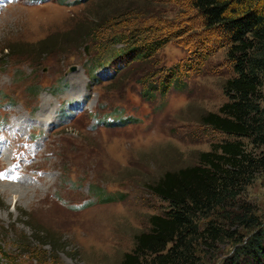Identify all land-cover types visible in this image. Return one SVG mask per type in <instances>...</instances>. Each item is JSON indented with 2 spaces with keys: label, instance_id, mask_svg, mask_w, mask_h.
Masks as SVG:
<instances>
[{
  "label": "rangeland",
  "instance_id": "rangeland-1",
  "mask_svg": "<svg viewBox=\"0 0 264 264\" xmlns=\"http://www.w3.org/2000/svg\"><path fill=\"white\" fill-rule=\"evenodd\" d=\"M228 46L190 0H0V264H121L169 208L150 185L235 140L202 122ZM241 198L264 222V172Z\"/></svg>",
  "mask_w": 264,
  "mask_h": 264
},
{
  "label": "trees",
  "instance_id": "trees-1",
  "mask_svg": "<svg viewBox=\"0 0 264 264\" xmlns=\"http://www.w3.org/2000/svg\"><path fill=\"white\" fill-rule=\"evenodd\" d=\"M190 2L206 28L225 33L234 72L223 85L228 100L202 122L235 140L214 144L198 163L168 170L150 185L169 208L150 216L121 264H199L200 247L213 251L227 240L235 250L220 264H264V222L241 198L264 172V0ZM162 43L128 53L144 58Z\"/></svg>",
  "mask_w": 264,
  "mask_h": 264
},
{
  "label": "bare ground",
  "instance_id": "bare-ground-1",
  "mask_svg": "<svg viewBox=\"0 0 264 264\" xmlns=\"http://www.w3.org/2000/svg\"><path fill=\"white\" fill-rule=\"evenodd\" d=\"M0 153H1V152H0ZM5 186H7V187H11L10 185H9V186H8V185H5ZM7 187L4 188V191H6V192H8V193L11 192L10 190H12V189H11V188H7ZM9 189H10V190H9Z\"/></svg>",
  "mask_w": 264,
  "mask_h": 264
},
{
  "label": "water",
  "instance_id": "water-1",
  "mask_svg": "<svg viewBox=\"0 0 264 264\" xmlns=\"http://www.w3.org/2000/svg\"><path fill=\"white\" fill-rule=\"evenodd\" d=\"M86 48H88V46H86Z\"/></svg>",
  "mask_w": 264,
  "mask_h": 264
}]
</instances>
